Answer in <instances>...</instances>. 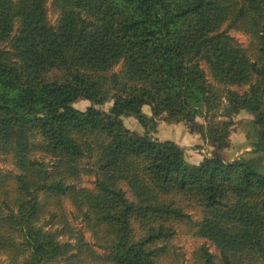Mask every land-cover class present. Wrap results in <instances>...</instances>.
Segmentation results:
<instances>
[{
  "label": "trees",
  "instance_id": "obj_1",
  "mask_svg": "<svg viewBox=\"0 0 264 264\" xmlns=\"http://www.w3.org/2000/svg\"><path fill=\"white\" fill-rule=\"evenodd\" d=\"M47 1L0 0V155L15 168L0 172V255L173 264L182 229L202 241L191 264H264V175L252 168L264 155V0H52L55 25ZM241 111L254 117L250 150L227 161ZM158 120L184 123L213 154L187 162L183 146L150 134ZM86 169L93 189L70 184ZM66 203L103 253L67 223Z\"/></svg>",
  "mask_w": 264,
  "mask_h": 264
},
{
  "label": "rangeland",
  "instance_id": "obj_2",
  "mask_svg": "<svg viewBox=\"0 0 264 264\" xmlns=\"http://www.w3.org/2000/svg\"><path fill=\"white\" fill-rule=\"evenodd\" d=\"M47 15L48 21L51 25H55L58 20V12L53 8L52 0L47 1ZM228 29V34L233 38V40L243 45L248 49L250 55L252 56V45L251 39L248 34L237 30L234 28ZM122 69V63H119L113 67V71L120 72ZM245 88H247L245 86ZM238 89V88H237ZM242 90V89H238ZM92 105L90 101L78 100L72 104V106L79 110H85L87 107ZM96 108L108 112L111 107V102H107L103 105H96ZM143 113L149 114V108L144 107ZM253 115L245 111H241L233 118V124L229 129V144L227 147L220 150L222 157L231 161L243 157L246 151H249L248 136L253 135ZM124 125L131 131L137 133H144V128L137 122L132 116L122 117ZM150 134L159 140H169L174 143L183 146L186 152V160L192 164H198L203 158L210 157L214 152V147L206 139H203L198 134L190 133L188 128L184 123H167L163 120H158L156 123L155 130H149ZM46 162H50L49 158L45 159ZM83 161V165H85ZM87 166H85L86 168ZM252 168L258 173L264 175V155L257 158V160L252 162ZM15 171L14 166L5 157L0 155V172H12ZM95 176L92 172L87 169L84 171L78 179L70 181V184L85 189L94 188ZM66 221L75 230H79L83 233L85 240L93 246L96 252L103 253V251L94 245L95 240L91 231L87 228L84 219L80 216V213L76 211L70 203H66ZM46 229L48 230H61L63 226L55 223V220H45L42 222ZM62 242L72 241L69 240V236L63 234L60 236ZM201 240L195 239L190 233L184 230H177V234L173 240L174 243V256L173 264H191L193 259V254L198 244H201ZM1 264H11L10 259L6 255H0ZM68 261L61 260L59 264H66ZM69 264V263H68Z\"/></svg>",
  "mask_w": 264,
  "mask_h": 264
}]
</instances>
